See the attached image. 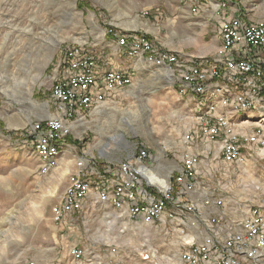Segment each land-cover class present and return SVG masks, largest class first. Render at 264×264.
Listing matches in <instances>:
<instances>
[{
	"label": "rangeland",
	"instance_id": "obj_1",
	"mask_svg": "<svg viewBox=\"0 0 264 264\" xmlns=\"http://www.w3.org/2000/svg\"><path fill=\"white\" fill-rule=\"evenodd\" d=\"M230 1L235 14H224L220 22L224 18L264 22V0ZM186 2L0 0V264H48L64 252L66 256V246H76L74 249L81 252L78 260L66 259L72 264H180L187 244L182 237L192 236V232L180 234L178 228L163 221L149 224L82 211L76 221L78 230L57 232L51 209L62 187L50 180L59 169L57 165L44 173L38 169L30 127L59 117L47 108L51 86L60 77L59 56L67 46L101 50L120 30L146 32L164 48L183 44L182 37L174 32L180 29V16L185 15L180 10ZM189 3L193 6V1ZM127 36L130 34L118 38ZM191 36H195L193 32ZM146 60L135 64L130 87L118 101L99 104L82 126L71 130L91 109L75 116L68 125L70 133L62 141L75 142L80 152L90 148L99 161L113 166L146 148L175 162L172 156L181 155L178 147L191 129L188 110L172 72L155 60ZM254 126L246 131L261 137L262 131ZM253 151L244 150L242 163L219 166L207 179L215 197L224 199L221 209L227 210L228 221L239 219L233 220L237 210L264 209V142H254ZM241 167L251 169L257 181L254 189L242 192ZM150 183L160 188L165 184L158 180ZM230 228L239 231L236 226ZM257 264H264V256Z\"/></svg>",
	"mask_w": 264,
	"mask_h": 264
},
{
	"label": "crops",
	"instance_id": "obj_2",
	"mask_svg": "<svg viewBox=\"0 0 264 264\" xmlns=\"http://www.w3.org/2000/svg\"><path fill=\"white\" fill-rule=\"evenodd\" d=\"M192 1L193 0H191V4ZM197 3L199 4V7L196 12H192V5H190L189 0H187L186 4H184L183 10H180L181 12H184L185 15L180 16V29L176 30L174 33L182 37L181 40L184 42L183 44H170V46L168 45L169 47L164 48L161 45L156 44L154 39L150 35H148V33L146 34V32H140L136 30H120L117 32V34L114 35L113 39H109L105 44H103L101 50H99L98 48L91 50L97 57V61L101 66L108 67L109 69L114 70L130 69V72L133 75L135 73L136 63L143 64L148 61L146 60L145 56H136L132 58L128 57L121 49L118 48L116 41L117 38L121 35L139 33L148 36L154 42V44L157 46L156 48L153 44L155 50L161 51L162 53L174 55L181 63H187L190 61L201 59H208L209 62H216L218 61V58H216V53L221 43L219 31L223 22L230 18H224L221 22L220 20L224 17V14L229 13L227 16L235 14L233 3L230 0H200L197 1ZM222 4L224 6H222ZM180 11L178 10V12ZM177 16L179 17V14ZM152 17L154 16H151V18ZM155 19H157L156 16L154 17V20ZM191 32H193L195 36H191ZM191 47H193L192 51L190 50ZM176 82L178 86L177 78ZM129 87L130 85L118 92L106 94L103 101L104 104L118 101L127 92ZM180 98H184L182 100L185 101L189 114V128L191 129L188 133H190V141H183L182 143L184 144V146L182 144V147L177 146L178 149L180 148L181 150V155L178 157L174 155L172 156L174 157V159H176L175 162L166 159L163 154H160L158 156V154H154L150 152L148 148H146V150L148 151V157L143 162V164L139 165L140 184L142 185L143 189H148L155 193L164 190L166 186L171 183L170 179L181 172L183 158L187 155H197L198 165L197 171L195 173L194 187L183 196L177 195V193L173 191L172 201H174V207L177 208L176 219L174 221L166 223L178 228L180 234H185V232L186 234L188 232H192V236L194 238V240L191 241L192 243L201 242L202 240H204L207 234H219V230H214V226H211L209 223V220L212 217L221 218L222 222L225 223L227 227H229L227 228L223 224L220 225V232H225V237L233 235L234 230L231 231L232 227L230 228V226H236V228L238 227V230L241 231V220L247 215L249 208L245 212H241L240 210H237L235 212L233 220L237 219L238 216H240L237 221H228L227 217H229V214L227 213V210L221 209L224 208L225 205L224 199L215 197V190H210V185L208 184L207 179L211 178V176L215 173V170L219 166L225 167L242 163L245 158L244 150L254 153V142H258L259 140L264 139V124L253 121H248L246 123L243 122V119L248 118L249 120H256L257 117L263 115L264 112L253 109L248 110L247 112L243 111L242 113L234 114L233 116H231L230 120L233 122V127L240 134L244 133L250 136V141L249 145L243 146V143L248 142H239L240 157L233 163H227L222 159V137H219L214 141H209L201 136L197 130L198 123L196 122L195 117L196 115H198V108L195 104L196 98L191 97L190 95L184 97L181 96ZM262 102H264V96L262 97V100L260 102H257V104L259 105ZM99 107L100 105L96 108H91V110L85 116H83L82 119L80 118L75 121V123L71 127V130L72 128L77 129L79 126H82L87 121L86 119L89 116L90 112L96 111V109ZM47 110L48 112H52V106L48 105ZM214 111L215 115L221 114L225 112V108H223L220 103L215 102ZM253 125H255L254 127L259 128L260 131H262V135H259L261 137H256L257 135L246 131L248 127H251ZM250 145L251 147H249ZM131 157L132 156H130L129 158L131 159ZM36 160L38 162L39 169L40 162L38 156ZM80 160L85 163L83 171L87 176V180H89L90 182L95 183L94 178L97 175H103L104 178H97L96 183L104 181L108 186H111L113 182H116L119 179V175L114 173L111 174V171L106 174L108 166L112 164L108 161H99L100 159L98 157H95L94 150L88 148L86 151L84 150L80 152L76 144H73L72 142H64L63 140L56 163V168L59 169V172L55 173V169L52 170L53 172L51 174L53 175L55 173V179L50 180V182H52L56 186L62 187V193L59 195L58 201L55 205L60 203V198L63 196L68 187L69 177L77 173L78 167L76 166V163ZM65 168L66 172L63 173V170ZM241 168V178L243 179L241 183L242 192L254 189L257 185V181L252 177L251 169L244 167ZM153 177H155L156 180ZM149 179H153L154 182H157V180L160 182H165L166 186L164 188H160L157 185L150 183ZM180 197H182L183 199H180ZM206 200H208L210 203L205 206L204 201ZM217 201H221V205H215ZM103 202L98 199L96 191L91 189L84 198L81 209L79 211L64 214L59 223L53 222L56 231L59 233H68L73 232L75 229L78 230L79 224L77 225L76 221L82 211L97 213L100 214V216L103 218L105 217V215H108L110 217L117 216L118 220L126 219L136 222V220H132L127 214L125 204L118 208L111 204L109 205V203L107 202ZM190 206H194L196 212L192 210L188 211L187 208ZM237 213H239L240 215H237ZM188 236L182 238H192V236ZM66 248V256L64 252L63 254L58 255V259L51 260V262L58 261L61 264H72L73 262H66V259H68V261L70 259L78 260L70 256L69 254V251L76 248V246H66ZM62 250L64 251V247H62Z\"/></svg>",
	"mask_w": 264,
	"mask_h": 264
},
{
	"label": "built area",
	"instance_id": "obj_3",
	"mask_svg": "<svg viewBox=\"0 0 264 264\" xmlns=\"http://www.w3.org/2000/svg\"><path fill=\"white\" fill-rule=\"evenodd\" d=\"M227 27V34L225 35V44L221 49L222 58L219 59L218 65H211L209 63V75L206 77H198V66H194V62L185 63L184 69H177L183 71L185 74L186 85L189 90H198V95L202 96V104H205L206 96L212 94L211 79H218L226 82V89H236L238 97L244 98V108H254L257 102L262 100L264 96V52L261 48L262 35L256 34L251 30L244 29V25L237 18V20ZM123 40V38H118ZM146 38L136 34H130V42H123L128 45L131 50H138L143 48ZM168 59V54H162L159 51L154 60ZM222 59H229V66H222ZM61 62L60 77L57 80V86H51V97L49 104L52 106V113H59V120H55L51 126H40L33 129L34 145L39 148L47 147V140H53L55 129L67 121V118L78 111L79 103H87L93 98H100L106 96V92H113L114 87L125 85V74H118L114 69L101 66L97 57L91 49L77 50L74 44L67 46L59 61ZM92 66H99V74H96L95 79H87V72L92 71ZM63 68H74V75H80V82L77 84H69V77L71 75H63ZM218 71H225V78H218ZM263 73V82L254 83V74ZM201 108V105L199 106ZM204 114H210L204 112ZM199 119V116H197ZM219 121L218 118H214ZM229 124H222V127ZM262 140L258 141L261 143ZM243 145H249L243 143ZM32 147V146H31ZM228 148L229 153L232 152L231 147ZM53 152H55L53 148ZM148 152L140 150L133 155L127 162L122 163V173L120 180H126L128 187L133 190L134 174L137 171V164H143L147 159ZM197 155H187L183 158L181 172L173 177L170 184L164 190L158 193L147 189L144 194H135V196H142V202L150 203V216H143L141 207H130L134 209V213H140L141 217H148V223L155 222L156 217H163V222H170L176 219L177 208L174 207L172 201L173 191L177 195L183 196L194 187L195 173L197 167L195 166V159ZM223 161L227 160V155L222 157ZM109 165L106 174L110 172ZM97 178H104L103 175H97L95 179V186H87L84 183V175L80 177H69L68 185H70V195L62 196L60 203L53 206L51 209L52 216H58L62 219L66 213L69 205H72L74 195L84 193L91 189L96 191ZM152 194H159V201H152ZM117 196L116 199L117 205ZM102 202V197H98ZM164 201H172L173 212H166L164 210ZM205 202V201H204ZM221 205V203H220ZM188 211H196L194 206L187 208ZM259 216V207H250L247 215L241 220L242 230L233 231V239L225 240V232H220L221 218L214 217V230H219V238H209L200 248L192 250L191 256H188V263L190 264H249V257L251 255V247L253 241H262L264 243V234H262V227H257V218ZM238 240H246V250L236 251V244ZM71 255L75 259L77 256V249H72ZM263 256V255H262ZM259 257H256V264Z\"/></svg>",
	"mask_w": 264,
	"mask_h": 264
},
{
	"label": "bare ground",
	"instance_id": "obj_4",
	"mask_svg": "<svg viewBox=\"0 0 264 264\" xmlns=\"http://www.w3.org/2000/svg\"><path fill=\"white\" fill-rule=\"evenodd\" d=\"M197 1L200 0H193L192 12H196V10H198L199 4L197 3ZM236 20L237 18L227 19L223 22L220 28L219 34H220L221 43L216 53V58H218V61L209 62L208 59L190 61V62H194V66H198L199 68L198 77H206L207 75H209V63H211V65L219 64V59L222 58L221 49L223 47V44H225V35L227 34L226 26H231ZM239 20L244 25V29L251 30L256 34L262 35L261 48L262 51L264 52V22L263 21L249 22L243 20L242 18H239ZM144 38H146V40L143 48H139L137 51L131 50L128 45L123 43V42H130V37L128 36L124 37L123 40H119L117 38L116 42H117V46L122 50H124L123 52L128 57L132 58L136 56H145L146 59L151 60V58L156 57V54L159 51L154 49L153 43L147 37L144 36ZM77 50H85V49L82 47H77ZM162 54H166V53H162ZM155 61L167 67L172 72L173 77L177 78L178 81L177 90L180 96L184 97L190 95L191 97L196 98L195 104L197 105L198 108V113H197L198 115H196L195 119L196 122L198 123L197 130L199 134L209 141H214L217 140V138L222 137L223 143H222L221 151L223 156L227 155V160L225 162L233 163L235 160H237L240 157L239 142H249L250 136L244 133L240 134L233 127V122L230 120L231 116H233L234 114L242 113L243 111L247 112L248 110H253V109H257L264 112V102L260 103L259 105L257 104V106H255L254 108H244V98L238 97V91L236 89H226L225 81H219L218 79H211L212 94L206 96L205 104H202V96L198 95V90H189L188 86L186 85L184 72L180 70H176V68L184 69L185 62L184 63L179 62L178 58L171 54H168V59H160ZM222 66H229V59H222ZM114 71H117L118 74L126 75L125 85L114 87L113 92H106V94L114 93L131 84L130 69L114 70ZM96 74H99V66H92V71L87 72V79H95ZM63 75H71V77H69V84H77V82H80V75H74V68H64ZM169 78H171L170 73H169ZM218 78H225V71H218ZM35 80L36 79L32 77L33 83L35 82ZM262 82H263V73L254 74V83H262ZM52 86H57V82H55ZM19 93H20V89L18 91H15V94H19ZM50 97H51V90H50ZM104 98L105 96H101L100 98H93L87 103H79L78 111L72 114L71 116H69L67 118V121L63 122V124H61L55 129L53 140H47V147L39 148V146H33V150L38 155L40 162V169L42 173L47 172L56 166L57 158L59 156L62 145V139L70 133V128L68 126L69 124H71L70 120L74 119L75 116L80 115V113L85 114L91 108L96 107L99 104H102ZM215 102L220 103L221 106L225 108L224 113L215 115V111H214ZM200 105L201 108H199ZM209 111L211 115L204 114V112H209ZM197 116H199V119H197ZM214 118H218L219 120V121H215V124H214ZM55 120H59V117H52V118L49 117L47 118V120L46 119L45 121L41 120L30 127L33 145H34L33 129L40 126H51ZM248 121L259 122L264 124V114L258 116L256 120H249L248 118L243 119V122L247 123ZM222 124H229V125L222 127ZM119 138L122 139V137ZM185 141H190V133H188L185 136ZM262 142H264V139H262ZM227 147H231L232 152H239V153L228 154ZM53 148L55 152H53ZM84 164L85 163L82 160L76 163V166L78 167V171L76 174H73L72 177H80V175H84V183L87 186H95V183L87 180V176L83 171ZM139 165L140 164H137V171L134 174L133 190L131 189V187H128L126 180H120L122 173V164H121L119 166H114L110 168L111 174L114 173L119 175V179L116 182H113L111 186L110 185L108 186L104 181L97 182L96 193L98 197H102L103 201L118 208H120L123 204H125L127 214L131 219L148 223V217L140 218V213H134V209H130V207H141V210H143V216H150V203L142 202V196L134 195V193L144 194V192L147 191L143 189L142 185L140 184ZM197 165H198V158L195 159V166L197 167ZM64 172H66V168L63 170V173ZM149 181L154 182L153 179H149ZM165 186L166 183L163 185V188ZM88 192L89 191H85L84 193L75 194L74 199H72V205H69V207L66 210V213H73L79 211L81 209L82 202L86 197V195L88 194ZM68 195H70V185H68L65 193L63 194V196H68ZM116 195H118L117 205H116V199L114 198L116 197ZM152 201H159V194H152ZM209 203L210 202L208 200L204 202L205 206L208 205ZM220 203L221 201H217L215 205L219 206ZM164 210L166 212H173L172 201H164ZM259 216L260 217L257 218V227H262V234H264V210L260 208H259ZM52 220L56 223H59L61 221V219L58 216H53ZM162 221H163V217H156L155 222H151V223L162 222ZM209 223L211 226H214V218H212ZM209 238H219V234L218 233L210 234ZM232 239H233V235H229L225 237V240H232ZM192 240H193L192 238L190 239L185 238L183 240V243L184 244L190 243ZM206 240H207V236L201 242L198 243L194 242L189 245H186L180 254V259H179L180 264H190L188 263V256H191L192 250H194L195 248H200L201 245L204 244ZM244 250H246V240H238V243L236 244V251H244ZM251 255H253L254 257H249V264H256V257H259L258 262L261 261V259L264 256V243L262 241H253V245L251 247ZM77 256H81V252L78 250H77ZM49 264H59V263L51 262Z\"/></svg>",
	"mask_w": 264,
	"mask_h": 264
},
{
	"label": "water",
	"instance_id": "obj_5",
	"mask_svg": "<svg viewBox=\"0 0 264 264\" xmlns=\"http://www.w3.org/2000/svg\"><path fill=\"white\" fill-rule=\"evenodd\" d=\"M173 178L170 179V182H172Z\"/></svg>",
	"mask_w": 264,
	"mask_h": 264
},
{
	"label": "trees",
	"instance_id": "obj_6",
	"mask_svg": "<svg viewBox=\"0 0 264 264\" xmlns=\"http://www.w3.org/2000/svg\"><path fill=\"white\" fill-rule=\"evenodd\" d=\"M148 37V36H147ZM149 38V37H148ZM73 144H75V142H72Z\"/></svg>",
	"mask_w": 264,
	"mask_h": 264
}]
</instances>
